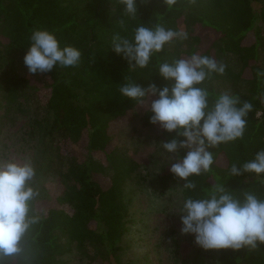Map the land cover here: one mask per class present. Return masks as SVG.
<instances>
[{
    "label": "trees",
    "instance_id": "obj_1",
    "mask_svg": "<svg viewBox=\"0 0 264 264\" xmlns=\"http://www.w3.org/2000/svg\"><path fill=\"white\" fill-rule=\"evenodd\" d=\"M137 9V15L130 18L119 0H0V91L8 108L15 105L23 110L25 87L28 84L32 89L24 73L27 67H22L23 72L18 67L23 62L18 54L26 53L33 28L55 31L61 46L72 45L81 52L79 66L44 73L49 79L44 100L32 89L40 111L30 119L29 135L37 147L45 146L40 152H50L44 143L48 138L58 155L61 146L70 151L79 144L88 155L79 159L71 154L66 167L57 170L51 196L39 195L32 202L44 219L28 237L25 255L30 264H66L63 258L73 252L98 264H121L119 255L132 221L126 186L141 162L135 155L111 150L110 128L124 119L136 120L141 105L122 96L120 87L135 82L143 88L170 86L159 75V66L197 54L201 42L194 35L197 25L220 34L199 55L226 65L223 75L212 73L201 85L210 93L209 104L220 93L229 92L249 102L252 110L243 138L208 148L214 163L209 171L189 178L196 189H184L183 198L204 196L206 189L220 182L237 196L249 191L264 199V176L230 175L233 164L239 166L264 149V76L258 75L264 72V0H175L170 7L164 0H137ZM158 24L187 32L188 38L166 44L144 68L129 67L112 50L115 34L131 38L138 26ZM155 98L144 99L140 119L144 127L158 128L168 142L176 133L150 123L148 108ZM186 151L181 149L180 155ZM96 153L105 155L108 166L94 157ZM49 165L35 168L32 184L38 191L39 176L50 170ZM179 182L184 183L170 169L158 180L162 193ZM219 262L264 264V244L256 250H220ZM11 264H18L17 259L12 258Z\"/></svg>",
    "mask_w": 264,
    "mask_h": 264
},
{
    "label": "clouds",
    "instance_id": "obj_2",
    "mask_svg": "<svg viewBox=\"0 0 264 264\" xmlns=\"http://www.w3.org/2000/svg\"><path fill=\"white\" fill-rule=\"evenodd\" d=\"M119 2L127 16L137 15V0ZM164 3L170 7L175 0ZM187 38V32L159 24L140 25L131 38L115 34L111 48L127 60L129 67L144 68L166 44ZM29 41L23 62L32 74L48 73L57 67H77L81 62L80 50L72 45L61 46L55 31L33 28ZM225 71L226 65L214 58L193 54L189 59L160 64L159 75L170 86L150 84L143 88L135 82L120 87L121 95L138 105H144L145 98L156 97L148 108L150 123L176 133L170 141L160 144L164 150L161 156L169 154L165 162L171 165L170 172L184 181L181 187L186 190L196 189L190 177L209 171L213 165L214 154L208 148L244 136L252 105L229 92L220 93L209 104L210 93L201 86L212 73L223 75ZM258 75L264 76V72ZM181 149L187 150L183 156ZM244 173L264 176V149L253 159L231 166L230 175ZM35 177L31 160L0 162V264H11L12 258L18 264H30L25 255L28 237L44 219L43 213L32 208V202L40 195L32 184ZM179 215L181 235L194 237L195 245L204 251L256 250L264 244V199L253 192L237 196L220 182L214 183L204 196L187 197Z\"/></svg>",
    "mask_w": 264,
    "mask_h": 264
},
{
    "label": "rangeland",
    "instance_id": "obj_3",
    "mask_svg": "<svg viewBox=\"0 0 264 264\" xmlns=\"http://www.w3.org/2000/svg\"><path fill=\"white\" fill-rule=\"evenodd\" d=\"M194 35L201 38L197 45V55L209 49L220 36L201 25L195 27ZM24 55L20 53L18 58H24ZM18 64L23 72L24 62ZM24 73L30 86L34 92L36 91L35 94L44 100L49 92L47 86L49 79L44 73L32 74L28 69ZM32 89L28 84L25 87L27 96L21 97L24 102L21 107L23 110H18L15 105L8 108L0 91V162L31 160L35 168L41 164L48 166L50 163V170L42 172L37 182L40 195L44 197L54 191L57 170L62 165L66 167L71 154L82 159L88 153L84 145L79 144L71 146L70 151L61 146L58 155L57 149L52 147L55 143L48 138H45L44 143L50 152L46 151L45 155L40 152V149L45 150V146L37 147L29 135L30 119L40 111L35 96L31 97ZM145 106L144 104L139 107V117L136 120L124 119L113 123L110 128L113 137L111 150L125 155H135L141 162L140 168L126 186V196L131 198L129 210L132 221L130 231L124 240L125 249L119 255L120 263L181 264L186 261L188 264H220L219 251H204L195 245L194 237L180 233L179 213L184 202V188L181 187L183 183H172L164 193L161 192L158 180L171 167L165 162L169 154L161 156L164 150L160 149V144L165 140L159 129L144 127L141 122L140 115ZM94 157L108 166L103 153H96ZM174 160L175 157L173 162ZM63 259L66 264H98L77 252L70 253Z\"/></svg>",
    "mask_w": 264,
    "mask_h": 264
}]
</instances>
